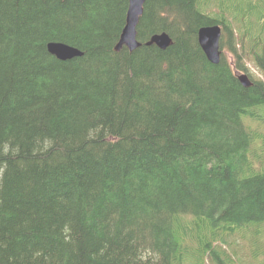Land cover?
Masks as SVG:
<instances>
[{"label": "trees", "instance_id": "trees-1", "mask_svg": "<svg viewBox=\"0 0 264 264\" xmlns=\"http://www.w3.org/2000/svg\"><path fill=\"white\" fill-rule=\"evenodd\" d=\"M247 3L145 0L141 45L116 51L128 0H0V264H264V0ZM213 24L218 63L197 42Z\"/></svg>", "mask_w": 264, "mask_h": 264}, {"label": "water", "instance_id": "water-1", "mask_svg": "<svg viewBox=\"0 0 264 264\" xmlns=\"http://www.w3.org/2000/svg\"><path fill=\"white\" fill-rule=\"evenodd\" d=\"M144 2L145 0H128L125 24L115 45L116 51H119L122 47H126L129 51H132L141 45V42L137 39L136 27L143 11ZM220 35L221 27L218 24L203 25L197 29L198 44L211 63H218L220 58ZM145 44H155L157 47L165 49L172 44V39L168 33L162 31L152 34ZM46 48L50 54L60 60L72 59L83 54L77 47L60 41H50L47 43ZM238 79L244 86L251 84L245 74H239Z\"/></svg>", "mask_w": 264, "mask_h": 264}, {"label": "rangeland", "instance_id": "rangeland-1", "mask_svg": "<svg viewBox=\"0 0 264 264\" xmlns=\"http://www.w3.org/2000/svg\"><path fill=\"white\" fill-rule=\"evenodd\" d=\"M210 1H211V4H214V3L216 2V0H210ZM252 1H253V2H256V1H258V0H252ZM248 4H249V3H247V0H242V5H248ZM243 11H244L243 9L240 11V15H242V12H243ZM262 12L264 13V7L262 8ZM226 48H227V47H225V45H224V47L221 48V50L224 51V53L226 54L227 57H230L229 49H226ZM247 65H249V66L251 67L250 63H247ZM252 70H253L257 75H260V76H261V74H260V72H259L258 69H255V68L252 67Z\"/></svg>", "mask_w": 264, "mask_h": 264}, {"label": "bare ground", "instance_id": "bare-ground-1", "mask_svg": "<svg viewBox=\"0 0 264 264\" xmlns=\"http://www.w3.org/2000/svg\"><path fill=\"white\" fill-rule=\"evenodd\" d=\"M136 49V48H135ZM80 50V49H79ZM143 214V213H142ZM145 215V214H144ZM135 217V216H134ZM131 218V217H130ZM111 221V220H110ZM154 221V220H153ZM133 222V221H132ZM140 223V222H139ZM132 224H134V223H132ZM121 225V224H120ZM112 226V225H111ZM150 226V225H149ZM152 229V228H151ZM187 263V262H186Z\"/></svg>", "mask_w": 264, "mask_h": 264}]
</instances>
